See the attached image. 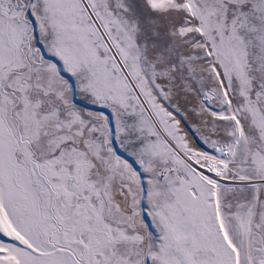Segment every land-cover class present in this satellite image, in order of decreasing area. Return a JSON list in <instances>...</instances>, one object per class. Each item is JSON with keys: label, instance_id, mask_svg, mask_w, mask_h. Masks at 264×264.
I'll return each mask as SVG.
<instances>
[{"label": "snow or ice", "instance_id": "snow-or-ice-1", "mask_svg": "<svg viewBox=\"0 0 264 264\" xmlns=\"http://www.w3.org/2000/svg\"><path fill=\"white\" fill-rule=\"evenodd\" d=\"M0 264H264V0H0Z\"/></svg>", "mask_w": 264, "mask_h": 264}]
</instances>
